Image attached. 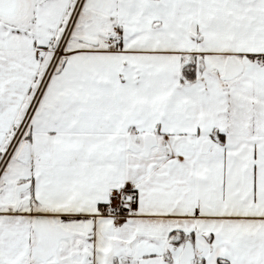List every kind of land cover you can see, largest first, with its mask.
<instances>
[{
  "label": "snow or ice",
  "instance_id": "snow-or-ice-1",
  "mask_svg": "<svg viewBox=\"0 0 264 264\" xmlns=\"http://www.w3.org/2000/svg\"><path fill=\"white\" fill-rule=\"evenodd\" d=\"M0 264H264V0H0Z\"/></svg>",
  "mask_w": 264,
  "mask_h": 264
}]
</instances>
